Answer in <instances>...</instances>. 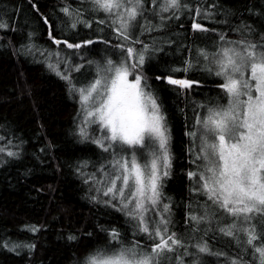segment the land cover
<instances>
[{"label": "snow or ice", "instance_id": "1", "mask_svg": "<svg viewBox=\"0 0 264 264\" xmlns=\"http://www.w3.org/2000/svg\"><path fill=\"white\" fill-rule=\"evenodd\" d=\"M53 11L68 30L91 32L95 25L99 34L74 42L58 38L49 17L40 13L54 51L38 47L31 31L19 47L11 37L0 47L41 57L65 82L80 105L72 135L98 151L95 161L78 160L75 174L87 185L91 202L123 214L132 230L126 244L119 229L101 226L108 243L73 253L72 264H207L206 255L223 257V264H264V0L259 5L248 0L239 8L221 0H58ZM17 12L5 7L0 33L18 30L12 21ZM183 18L190 30H184ZM209 34L210 43L201 42ZM98 43L103 45L98 51L89 47ZM61 45L73 50L78 61L62 55ZM163 56L179 63L162 62ZM153 62L163 63L154 79L175 86L183 97L182 113L193 86L203 85L190 78L191 72L214 77L218 89L215 98L190 101L194 124L185 132L191 167L182 229L175 220V201L165 191L174 154L168 115L145 71ZM82 70L91 77L84 82L74 75ZM24 144L5 127L0 168L21 161ZM41 227L23 226L33 234ZM225 238L232 251H214L210 241ZM66 239L76 242L79 236L69 232ZM0 247L32 257L37 245L6 238Z\"/></svg>", "mask_w": 264, "mask_h": 264}, {"label": "trees", "instance_id": "2", "mask_svg": "<svg viewBox=\"0 0 264 264\" xmlns=\"http://www.w3.org/2000/svg\"><path fill=\"white\" fill-rule=\"evenodd\" d=\"M32 2L39 7V13L31 7L29 0H0V16L5 7L10 14L14 9L18 10L17 15L12 17L18 30L6 35L0 33L5 36L0 43H6L11 37L19 47L20 43L26 42L24 37L31 31L38 47L54 51L57 46L49 40L47 26L43 24L40 13L49 17L54 35L58 38L74 42L99 34L95 25L91 32L82 27L79 32L65 28L61 23L62 16L53 11L58 0ZM70 2L75 3V0ZM221 2L225 6L239 8L248 0ZM254 2L259 5L262 0ZM180 23L184 24V30H190L187 18ZM174 27L179 35L181 30L177 25ZM103 35H109L107 30ZM210 40V34L208 40L201 37V42L210 43ZM89 47L98 51L103 45L98 43ZM60 48L72 56L73 50L63 45ZM90 55L96 56V52ZM72 59L78 61L75 56ZM161 60L169 64L179 63L172 56H163ZM162 67L163 63L158 66L153 62L145 71L149 77H153L150 83L158 90L168 115L174 160L173 175L168 179L165 191L175 201V220L182 229L189 187L186 172L191 167L188 154L190 138L185 132L194 124L190 101H201L208 96L215 98L218 89L214 77L201 71L191 72L190 78L203 81V85L193 86L188 108L182 113L183 97L177 96L175 86L154 79ZM74 75L80 82L91 78L88 72L82 78H79L80 73ZM176 75L179 77L182 74ZM79 107L77 101L70 98L65 82L41 62V57L14 55L10 47H0V125L14 130L25 141L24 158L0 168V239L11 238L37 245L32 257L24 251L17 255L0 247V264H72L73 253L79 254L85 247L103 248L108 243L107 233L100 230L101 226L119 229L126 244L132 239L131 226L123 214L91 202L87 196V185L75 174L73 166L78 160L95 161L98 156L94 145L80 143L72 135ZM5 127H0V134H5ZM42 148L46 151L41 152ZM26 169H30V173L26 174ZM24 225L42 227L40 232L33 234L24 230ZM69 232L76 233L79 240L69 242L66 239ZM87 233L92 235L88 236ZM210 244L214 251H232L227 238L211 240ZM204 258L207 264H223L224 260L223 257L208 255Z\"/></svg>", "mask_w": 264, "mask_h": 264}, {"label": "rangeland", "instance_id": "3", "mask_svg": "<svg viewBox=\"0 0 264 264\" xmlns=\"http://www.w3.org/2000/svg\"><path fill=\"white\" fill-rule=\"evenodd\" d=\"M66 32V31H65ZM61 52H62V55H67V53H66V51L65 50H63V49H61ZM85 71V74H82V72H84ZM82 70L81 72H80V75H79V78H82V77H84L85 75H87V71L86 70ZM130 78H132V77H130Z\"/></svg>", "mask_w": 264, "mask_h": 264}]
</instances>
